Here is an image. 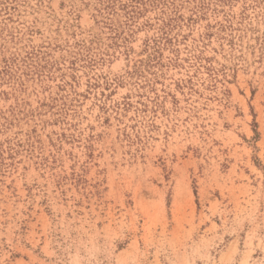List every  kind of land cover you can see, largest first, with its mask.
<instances>
[{"label":"rangeland","instance_id":"obj_1","mask_svg":"<svg viewBox=\"0 0 264 264\" xmlns=\"http://www.w3.org/2000/svg\"><path fill=\"white\" fill-rule=\"evenodd\" d=\"M0 264H264V0H0Z\"/></svg>","mask_w":264,"mask_h":264}]
</instances>
